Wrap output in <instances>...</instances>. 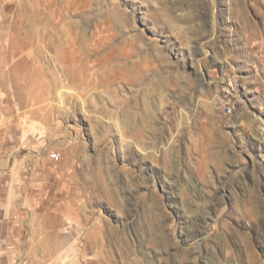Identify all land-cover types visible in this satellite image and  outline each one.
<instances>
[{"label":"rangeland","instance_id":"obj_1","mask_svg":"<svg viewBox=\"0 0 264 264\" xmlns=\"http://www.w3.org/2000/svg\"><path fill=\"white\" fill-rule=\"evenodd\" d=\"M263 46L264 0H0L3 263L264 264Z\"/></svg>","mask_w":264,"mask_h":264},{"label":"built area","instance_id":"obj_2","mask_svg":"<svg viewBox=\"0 0 264 264\" xmlns=\"http://www.w3.org/2000/svg\"><path fill=\"white\" fill-rule=\"evenodd\" d=\"M264 50V46L262 47ZM219 89H221V97H218L219 104H224V113L228 114L229 109L232 107H241L242 103H240V99L237 98L234 90H232L231 86V77H224L220 84ZM53 158H57V153L52 154ZM0 264H4L0 259Z\"/></svg>","mask_w":264,"mask_h":264},{"label":"bare ground","instance_id":"obj_3","mask_svg":"<svg viewBox=\"0 0 264 264\" xmlns=\"http://www.w3.org/2000/svg\"><path fill=\"white\" fill-rule=\"evenodd\" d=\"M231 86H232V90H234L235 94L237 95L236 85L232 81H231ZM219 97H221V89H220ZM237 98L240 99L239 94L237 95ZM220 105L224 109V104H220ZM237 109H238V107H232L231 109H229L228 114L234 113Z\"/></svg>","mask_w":264,"mask_h":264}]
</instances>
